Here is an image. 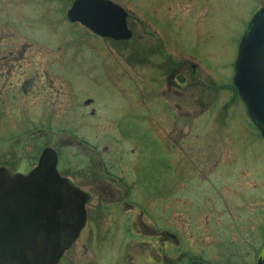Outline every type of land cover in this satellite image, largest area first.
I'll return each instance as SVG.
<instances>
[{"label":"rangeland","instance_id":"374dc122","mask_svg":"<svg viewBox=\"0 0 264 264\" xmlns=\"http://www.w3.org/2000/svg\"><path fill=\"white\" fill-rule=\"evenodd\" d=\"M111 1L129 41L71 23L74 0H0V166L28 174L52 147L60 170L104 162L139 179L129 198L110 180L114 196L82 187L92 225L67 255L85 244L98 264H257L264 139L233 77L264 0ZM162 53L179 65L173 93L158 89Z\"/></svg>","mask_w":264,"mask_h":264},{"label":"water","instance_id":"95a60500","mask_svg":"<svg viewBox=\"0 0 264 264\" xmlns=\"http://www.w3.org/2000/svg\"><path fill=\"white\" fill-rule=\"evenodd\" d=\"M67 18L102 38L133 36L128 12L111 0H74ZM233 83L264 138V5L240 42ZM57 165L58 155L48 147L28 175L0 168V264H58L84 228L86 197L61 177ZM76 203L77 224L64 227L61 217Z\"/></svg>","mask_w":264,"mask_h":264},{"label":"flooded vegetation","instance_id":"af4514ba","mask_svg":"<svg viewBox=\"0 0 264 264\" xmlns=\"http://www.w3.org/2000/svg\"><path fill=\"white\" fill-rule=\"evenodd\" d=\"M23 55L24 54H22L21 56H23ZM172 56L173 55H165V53H162V58L169 63L165 64L164 70L162 71V74H161L162 76H165V79H164V82H162V80L159 81L158 89H160V91H159L160 93H162L164 91L166 92V90H170L173 93L174 87L177 84L179 65H178V62L175 61ZM21 59L22 58H19V60H21ZM143 87H145V86H143ZM143 87H141L140 103L142 102V104L144 106V89H143ZM171 101H173L172 97H171ZM91 103H92V100L85 101L86 106H88ZM173 105L176 106V103L173 102L171 104V106H173ZM92 114L95 115V112L93 111ZM155 129L156 128H154V130ZM175 130H176V128L173 129V131H175ZM84 144L85 143L79 142V146L82 149H86V146ZM57 154H58L57 168H58V172L61 175V177L66 179L72 187L79 190L86 197V223H85V226L82 229V231L80 232L77 240L62 255L58 264H98L96 257L94 255L88 254L87 246L85 244H83V248H82V249H84L85 254H78L76 252L74 254L67 255V252H69L72 249V247L74 246V244L80 240L83 231L85 229H87L88 227H91V225H92L89 221L88 209H87V205L89 204V199H90V191L84 190L82 187H84L88 183H90V185H92V184L95 185L94 188L96 189L95 190L96 192L100 191L102 194L106 193V195L108 194L109 196H114V194H112L113 192L111 190H108V187L106 185L110 180L112 182H116L118 187H122L124 192H126V194L128 195V198H129V197L133 196L135 191L137 190L136 184H139V185H141V184L139 182V179H137V178H136L137 179L136 182L135 181L130 182L131 180L124 178L125 176L123 177V176L115 174L113 167H110L108 164H104V162L99 164L100 170H99V172H96V171H94L95 168L93 166H91V165L85 166L87 164L84 165L83 161H82L83 163L80 164L78 162L73 163L71 160L68 159L66 161L68 163V165L65 166L62 170H60L59 166L61 163V159L63 157V153L62 152L58 153V151H57ZM38 162H39V160L37 161V165H38ZM111 166H113V165H111ZM0 168H6V167L1 165ZM75 178L76 179L79 178V181L77 180L78 183L73 182ZM120 190L122 191V189H120ZM91 192H94V190H92ZM100 192H99V194H100ZM78 206L79 205L77 204V205H74V207H70L68 209L67 213L61 217L64 227L74 226L77 224V221L79 218V215H78L79 212L76 208ZM133 225H135V224L133 223ZM168 236H169L171 241H178L176 235L170 234Z\"/></svg>","mask_w":264,"mask_h":264},{"label":"trees","instance_id":"16d2710c","mask_svg":"<svg viewBox=\"0 0 264 264\" xmlns=\"http://www.w3.org/2000/svg\"><path fill=\"white\" fill-rule=\"evenodd\" d=\"M260 233H261V239H264V224L260 226L259 229ZM258 246H264V240H263V244L261 245V243L259 245H255L254 247H258ZM190 263L189 264H209L208 261L204 260L203 258H200V256H196L191 258V260L189 259Z\"/></svg>","mask_w":264,"mask_h":264}]
</instances>
